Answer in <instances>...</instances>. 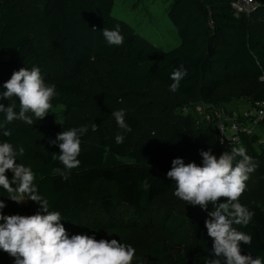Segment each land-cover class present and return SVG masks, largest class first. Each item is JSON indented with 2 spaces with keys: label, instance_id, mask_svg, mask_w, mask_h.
Segmentation results:
<instances>
[{
  "label": "trees",
  "instance_id": "16d2710c",
  "mask_svg": "<svg viewBox=\"0 0 264 264\" xmlns=\"http://www.w3.org/2000/svg\"><path fill=\"white\" fill-rule=\"evenodd\" d=\"M30 1L34 15L44 19L46 42H37L30 34L24 0H0V92L6 91L2 85L14 71L36 66L46 84L55 85L58 95L43 120L29 113L32 125L14 121L7 125L11 137L0 130V141L8 140L17 151L24 147L25 154L17 157V163L33 169L39 193L48 199L50 210L61 213L70 237L96 236L125 223L140 222L130 229L149 233L145 243L138 245L144 255L163 264H205L212 246L205 227L207 213L180 206L182 200L173 195L175 182L167 172L175 158L202 164L201 150L211 149L219 157L231 148L220 143L211 122L198 121L194 112L184 114L181 107L201 99L237 106L264 98L263 88L244 100L219 93L230 83L260 82L264 75V0L241 12L236 11L233 0H173L168 15L177 26L180 43L171 49L161 48L114 15L115 0ZM117 24L124 43L109 46L101 30ZM181 64L188 72L175 92L181 100L164 103L159 113L124 109L132 132L125 133L122 144H116L121 129L112 112L123 109L133 93L147 94L157 85L170 90V74ZM0 103H14L19 111L16 97ZM60 103L64 111L59 120L53 109ZM3 119L0 113V121ZM261 125L264 127V119ZM81 126L88 131L81 137L80 165L64 180L54 172L56 168L65 170L64 165L52 159V153L59 154L60 149L49 140L63 130ZM259 136L245 135L241 146L259 164L246 182L247 189L262 193L264 144H256ZM6 175L11 179L13 173L9 170ZM145 179L148 190L142 187ZM7 196L0 188L5 215H32L40 207L30 200L17 204ZM240 202L255 213L247 226L234 225L253 238L250 245L241 243L242 254L264 257V202L244 197ZM129 241L136 238H127ZM0 264H14V258L0 250Z\"/></svg>",
  "mask_w": 264,
  "mask_h": 264
},
{
  "label": "clouds",
  "instance_id": "9594fccd",
  "mask_svg": "<svg viewBox=\"0 0 264 264\" xmlns=\"http://www.w3.org/2000/svg\"><path fill=\"white\" fill-rule=\"evenodd\" d=\"M95 31L96 28L93 27ZM102 35L109 46H122L124 36L120 25L109 29L104 27ZM183 64L170 74L173 81L170 91L176 92L181 81L187 76ZM264 82V75L259 77ZM6 91L0 92V100L18 98L17 105L0 103V121L3 136L11 137L7 125L14 121L33 124L32 113L37 120H43L53 107L52 100L58 95L55 85L46 84L39 67H22L14 71L11 78L2 85ZM112 116L121 129L115 136V143L122 144L125 133L132 132L126 122L123 109L115 110ZM88 131L87 126L72 127L58 133L50 139L51 145H58L60 153H52V159L64 165V169H54L64 180L69 178L70 170L80 165L81 137ZM223 143V141H221ZM25 154L23 146L17 151L8 140L0 141V188L7 193V198L17 204L33 201L40 207L32 215H5L6 204L0 199V250L14 258V264H132L136 249L122 243L121 240L97 239L95 235L74 234L71 237L61 222V213L49 209V201L39 193L35 183L36 174L30 166L17 163V157ZM202 164L195 161L185 163L183 158H175L167 177L173 180V195L199 206L207 212L205 227L212 239L209 256L205 264H264V257H253L251 253L242 254L241 243L250 245L252 235L237 230L234 225L247 226L255 213L240 202V197L247 189V181L259 164L247 153L244 146H233L231 151H224L219 157L209 149L201 150ZM13 173L9 179L6 173ZM142 187L150 188L147 179ZM211 205V211H208ZM214 255L215 258H212Z\"/></svg>",
  "mask_w": 264,
  "mask_h": 264
},
{
  "label": "rangeland",
  "instance_id": "374dc122",
  "mask_svg": "<svg viewBox=\"0 0 264 264\" xmlns=\"http://www.w3.org/2000/svg\"><path fill=\"white\" fill-rule=\"evenodd\" d=\"M173 0H115L113 5V14L125 19L131 23L136 29L153 41L156 45L163 49H171L180 43V37L178 29L173 20L168 15V7ZM32 2L30 0H24V8L30 14V28L29 32L37 42L47 41V31L45 28L44 19L37 17L31 10ZM264 89V82H233L220 89V94H229L231 97H240L238 99H246L249 96L256 94L257 90ZM181 100V96L175 92L170 91L163 86H155L147 94L133 93L128 97V102L123 107L124 109H140L145 112L159 113L162 105L167 103L173 105ZM152 101L153 104H150ZM208 103V101H205ZM241 103V102H240ZM239 104V103H238ZM237 104V105H238ZM247 102H243L241 109L244 108ZM231 105V104H228ZM64 111V104L60 103L53 109V115L57 119H62ZM197 116L198 112H194ZM203 118V117H202ZM200 116V119H202ZM260 136L256 144H264V127L261 125L257 132ZM259 142V143H258ZM257 147H259L257 145ZM241 197L247 199H253L258 202H264V192H258L253 188H248ZM181 207L186 210L201 214L206 211L202 210L199 206L188 205L187 202L182 201ZM211 205L208 211H211ZM207 213V212H206ZM118 230L111 232H101L97 234V239H107L111 241L116 239L121 240L122 243L130 244L136 249V255L132 264H163L156 258L144 255L138 250V245H142L146 241V237L149 233H144L138 230L132 233L134 230L130 228H136L140 225V222H129V225L123 224ZM126 225V226H125ZM132 235H129V234ZM150 237V236H149ZM127 238H136V241L132 243L127 242Z\"/></svg>",
  "mask_w": 264,
  "mask_h": 264
},
{
  "label": "built area",
  "instance_id": "2783aa9c",
  "mask_svg": "<svg viewBox=\"0 0 264 264\" xmlns=\"http://www.w3.org/2000/svg\"><path fill=\"white\" fill-rule=\"evenodd\" d=\"M257 0H233L232 5L236 11L241 12L254 8ZM184 114L197 111L200 120L211 122L218 133L220 143L225 148L241 146L245 135L257 132L264 119V98L247 102L244 108L228 105L224 102H205L201 99L188 102L181 107ZM200 116L202 119H200Z\"/></svg>",
  "mask_w": 264,
  "mask_h": 264
},
{
  "label": "crops",
  "instance_id": "0c3cea01",
  "mask_svg": "<svg viewBox=\"0 0 264 264\" xmlns=\"http://www.w3.org/2000/svg\"><path fill=\"white\" fill-rule=\"evenodd\" d=\"M242 104H243V102L239 103V104L237 105V107L240 106V105H242Z\"/></svg>",
  "mask_w": 264,
  "mask_h": 264
}]
</instances>
